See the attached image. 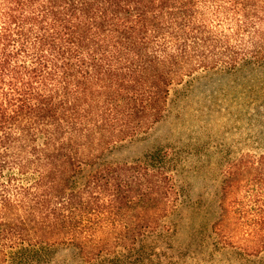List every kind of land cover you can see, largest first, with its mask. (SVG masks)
<instances>
[{"label": "trees", "instance_id": "obj_1", "mask_svg": "<svg viewBox=\"0 0 264 264\" xmlns=\"http://www.w3.org/2000/svg\"><path fill=\"white\" fill-rule=\"evenodd\" d=\"M260 61L264 0H0V264H31L59 242L91 259L154 228L175 205L172 180L123 163L78 185L87 146L148 129L186 75ZM258 163L231 164L222 198L245 238L261 241L254 251L264 248Z\"/></svg>", "mask_w": 264, "mask_h": 264}, {"label": "rangeland", "instance_id": "obj_2", "mask_svg": "<svg viewBox=\"0 0 264 264\" xmlns=\"http://www.w3.org/2000/svg\"><path fill=\"white\" fill-rule=\"evenodd\" d=\"M249 156L264 169V62L186 75L170 85L163 116L148 129L105 148L87 146L75 180L82 185L107 164L143 165L172 180L175 205L158 211L156 226L133 244H107L87 259L76 244L59 242L31 264H264V248L253 250L261 241L245 238L222 206L228 167ZM149 201L147 214L156 204ZM140 210L124 215L134 219Z\"/></svg>", "mask_w": 264, "mask_h": 264}]
</instances>
